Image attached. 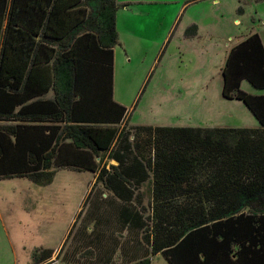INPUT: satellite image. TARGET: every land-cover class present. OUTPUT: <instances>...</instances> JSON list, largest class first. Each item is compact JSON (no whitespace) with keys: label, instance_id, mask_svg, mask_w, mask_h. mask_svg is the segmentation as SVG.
<instances>
[{"label":"trees","instance_id":"1","mask_svg":"<svg viewBox=\"0 0 264 264\" xmlns=\"http://www.w3.org/2000/svg\"><path fill=\"white\" fill-rule=\"evenodd\" d=\"M115 10V0H0V180L44 186L59 168L93 177L65 237L73 250L50 259L37 247L33 264H112L115 230L140 255L129 264L155 254L264 264V94L239 88L264 87L258 35L231 46L220 70L221 95L255 127L129 125L112 97Z\"/></svg>","mask_w":264,"mask_h":264},{"label":"rangeland","instance_id":"2","mask_svg":"<svg viewBox=\"0 0 264 264\" xmlns=\"http://www.w3.org/2000/svg\"><path fill=\"white\" fill-rule=\"evenodd\" d=\"M186 16L199 25L187 38ZM252 30L264 45V0H198L187 9L186 0H117L112 97L126 108L128 124L256 125L240 100L220 93L225 42ZM239 88L264 94L245 80ZM92 179L90 171L66 168L44 186L25 177L1 179L0 264H33V249L56 250ZM152 264L168 263L157 254Z\"/></svg>","mask_w":264,"mask_h":264},{"label":"crops","instance_id":"3","mask_svg":"<svg viewBox=\"0 0 264 264\" xmlns=\"http://www.w3.org/2000/svg\"><path fill=\"white\" fill-rule=\"evenodd\" d=\"M117 0H115V2H116ZM193 1H198V0H186V9H187V7H188V5L191 3V2H193ZM216 1H218V0H212V2H216ZM257 1V0H256ZM256 1H248V0H242V2H243V4H247V3H251L252 4V2H256ZM235 11L236 12H238V11H243V8H240V7H237L236 9H235ZM114 20H115V18H114ZM233 23H237V19H234V21H233ZM199 27V25L194 21V20H192V18H189V16H186V38H187V35H189V34H191V33H196V30H197V28ZM255 31L254 30H252V31H249V32H246L241 38H238V36H232L235 40L231 43V44H229L230 42H225V53H224V57H225V54H226V52H227V50L231 47V46H233V45H235L237 42H239V41H241L246 35H248V34H250V33H254ZM256 33V32H255ZM257 35H258V37H259V39H260V43H261V45H262V48H263V50H264V45H263V42H262V37H261V35L260 34H258V33H256ZM230 38H231V36H229ZM232 39V38H231ZM230 39V40H231ZM224 45V44H223ZM219 46H221V44L219 45ZM256 125H254V126H251V127H255ZM213 127V126H212ZM108 163H112V164H114L115 163V161H113V160H109V162ZM93 178V177H92ZM31 182V181H30ZM92 182H93V179L91 180V184H92ZM32 183V182H31ZM33 184V183H32ZM91 186V185H90ZM90 186L88 187V189H87V191H86V193L88 192V190H89V188H90ZM86 193H85V195H86ZM85 195H84V197H85ZM106 196V193L105 192H102V194H101V197H105ZM84 197H83V199H84ZM82 199V200H83ZM82 207L84 208V206H82V201H81V204H80V206L78 207V209H77V212H76V214H75V216H74V218H73V220H72V222L69 224V226H68V228L66 229V232H65V234H64V236H63V238L61 239V241L59 242V244H58V248L56 249V250H54V249H52V248H49V249H51L53 252L55 251H57L58 249H59V247L60 246H62V244H64L65 245V250H66V252H71L72 250H73V248H74V245L72 246V243H70V240L68 241V240H66V235H67V232H68V230H69V228H70V226L72 225V223L74 222V220L76 219V215H77V213H78V211L80 210V209H82ZM89 208H90V205L88 206ZM107 208L104 206L103 207V210H104V212H105V210H106ZM89 222V221H88ZM90 224H92V222H89V225H88V230L89 229H91V226L92 225H90ZM115 232H116V244H117V246H115L114 248H113V252H111L112 254H109L108 252V255H109V257H110V261H111V263L112 264H129V263H131V262H133V261H136L139 257H140V255H136V253H135V251H134V253L131 255L130 253H127V252H125V250H122V249H120V245L122 244L123 246L126 244V242H127V235H126V233L124 232V231H121V232H118L117 230H115ZM137 238L138 239H136V240H138V241H140V237H139V235L137 236ZM129 243H131V241H129ZM103 244L105 245V247L107 246V242L106 241H103ZM40 248H48V247H42V246H39ZM109 249V248H108ZM124 249V248H123ZM52 255V254H51ZM55 255V253L53 254V256ZM157 254H155V255H153V256H150V264H152V262H153V257L154 256H156ZM53 257H50V259H52ZM90 258H94V255H91L90 257H89V259ZM63 263L64 264H71L72 263V258L71 257H69L68 258V260L67 261H63ZM89 264V263H88Z\"/></svg>","mask_w":264,"mask_h":264},{"label":"built area","instance_id":"4","mask_svg":"<svg viewBox=\"0 0 264 264\" xmlns=\"http://www.w3.org/2000/svg\"><path fill=\"white\" fill-rule=\"evenodd\" d=\"M248 1H256V0H248Z\"/></svg>","mask_w":264,"mask_h":264},{"label":"water","instance_id":"5","mask_svg":"<svg viewBox=\"0 0 264 264\" xmlns=\"http://www.w3.org/2000/svg\"><path fill=\"white\" fill-rule=\"evenodd\" d=\"M96 161H98V158H96Z\"/></svg>","mask_w":264,"mask_h":264}]
</instances>
